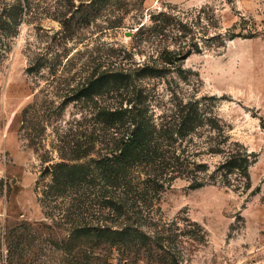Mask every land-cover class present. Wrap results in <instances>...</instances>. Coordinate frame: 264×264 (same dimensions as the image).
<instances>
[{
	"label": "rangeland",
	"instance_id": "374dc122",
	"mask_svg": "<svg viewBox=\"0 0 264 264\" xmlns=\"http://www.w3.org/2000/svg\"><path fill=\"white\" fill-rule=\"evenodd\" d=\"M17 1L0 0L12 25L0 48V264H87L85 249L100 264H264V0H23L16 15ZM98 7L78 22V9ZM145 63L164 68L134 83L157 114L181 97L202 99L220 128L200 139L224 132L242 144L252 154L251 187L190 188L177 178L153 201L140 197L143 230L158 231L167 247L153 237L123 255L63 247L73 226L66 214L80 200L96 209L100 197L93 188L46 198L54 165L105 153L109 130L96 111L125 98L117 89L76 93L103 72L135 74ZM204 147L197 157L212 172L223 155Z\"/></svg>",
	"mask_w": 264,
	"mask_h": 264
},
{
	"label": "trees",
	"instance_id": "16d2710c",
	"mask_svg": "<svg viewBox=\"0 0 264 264\" xmlns=\"http://www.w3.org/2000/svg\"><path fill=\"white\" fill-rule=\"evenodd\" d=\"M12 9L16 15L21 14L23 0L14 3ZM76 13L78 22L84 24L100 13V7L78 9ZM158 17L151 16L153 21ZM11 29L12 25L0 17V48ZM179 60L166 57L163 62L174 64ZM163 70L158 65L145 63L135 74L103 72L78 89V97L103 96L117 89L125 98L119 101L115 96L113 104L101 105L96 111L100 123L109 130L105 153H98L90 160L59 161L54 165L46 198L72 196L79 191H88L89 196L93 188H97L100 197L98 208L93 210L85 200H80L78 210L66 214L73 226L63 247H108L107 250L113 248L123 255L127 247L146 246L151 237L156 247H167L158 231L150 235L143 230V219L147 218L137 204L140 197L153 201L152 193L158 196L177 178L189 180L190 188L217 182L243 191L251 187L252 154L242 144L230 141L224 132L221 140L216 135L200 139L205 129L213 133L220 128L218 117L210 107L202 105V99L181 97L172 102V107L157 114L149 95L134 85L139 76H160ZM203 146L205 153L223 155L212 172L208 171L209 164L197 157ZM84 251L87 264H100L92 260V249ZM170 261V264H179L175 258Z\"/></svg>",
	"mask_w": 264,
	"mask_h": 264
}]
</instances>
